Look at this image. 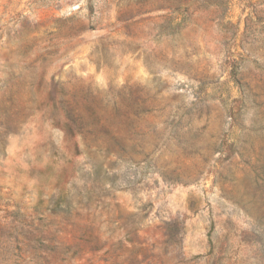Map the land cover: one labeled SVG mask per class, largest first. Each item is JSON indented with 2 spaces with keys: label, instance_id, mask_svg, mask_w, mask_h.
I'll return each instance as SVG.
<instances>
[{
  "label": "rangeland",
  "instance_id": "1",
  "mask_svg": "<svg viewBox=\"0 0 264 264\" xmlns=\"http://www.w3.org/2000/svg\"><path fill=\"white\" fill-rule=\"evenodd\" d=\"M0 264H264V0H0Z\"/></svg>",
  "mask_w": 264,
  "mask_h": 264
}]
</instances>
